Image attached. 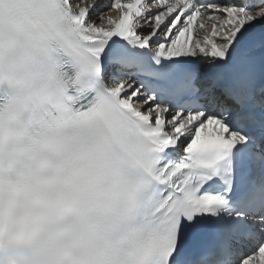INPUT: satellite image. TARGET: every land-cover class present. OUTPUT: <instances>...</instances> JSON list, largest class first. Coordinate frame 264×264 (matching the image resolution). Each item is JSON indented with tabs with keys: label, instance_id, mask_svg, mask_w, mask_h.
<instances>
[{
	"label": "snow or ice",
	"instance_id": "6c2138e0",
	"mask_svg": "<svg viewBox=\"0 0 264 264\" xmlns=\"http://www.w3.org/2000/svg\"><path fill=\"white\" fill-rule=\"evenodd\" d=\"M0 264H264V0H0Z\"/></svg>",
	"mask_w": 264,
	"mask_h": 264
},
{
	"label": "bare ground",
	"instance_id": "6f19581e",
	"mask_svg": "<svg viewBox=\"0 0 264 264\" xmlns=\"http://www.w3.org/2000/svg\"><path fill=\"white\" fill-rule=\"evenodd\" d=\"M111 2H113V0H101V1H100V8H101V9L105 8V7H106L109 3H111ZM233 2H234V3H239V2H241V0H233ZM246 2H248V3H250V4H252V3H256L255 0H246ZM110 14L113 15V16H115V15H117L118 13H117L116 10H112V12H111ZM90 15H91L92 17H95V16H96V12L93 11V12L90 13ZM209 30H210V29H209ZM197 35L202 37L203 33H202V32H199V30H197Z\"/></svg>",
	"mask_w": 264,
	"mask_h": 264
}]
</instances>
